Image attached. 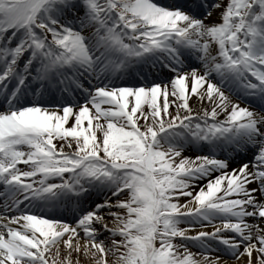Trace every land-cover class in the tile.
Returning <instances> with one entry per match:
<instances>
[{
    "label": "snow or ice",
    "instance_id": "6c2138e0",
    "mask_svg": "<svg viewBox=\"0 0 264 264\" xmlns=\"http://www.w3.org/2000/svg\"><path fill=\"white\" fill-rule=\"evenodd\" d=\"M0 264H264V0H0Z\"/></svg>",
    "mask_w": 264,
    "mask_h": 264
},
{
    "label": "rangeland",
    "instance_id": "374dc122",
    "mask_svg": "<svg viewBox=\"0 0 264 264\" xmlns=\"http://www.w3.org/2000/svg\"><path fill=\"white\" fill-rule=\"evenodd\" d=\"M19 166H20V167H24V165H23V164H20ZM184 198H186V197H184ZM182 199H183V198H182Z\"/></svg>",
    "mask_w": 264,
    "mask_h": 264
}]
</instances>
